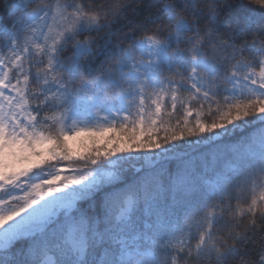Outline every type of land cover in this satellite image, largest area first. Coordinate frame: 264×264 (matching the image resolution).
I'll use <instances>...</instances> for the list:
<instances>
[{"label": "snow or ice", "instance_id": "obj_1", "mask_svg": "<svg viewBox=\"0 0 264 264\" xmlns=\"http://www.w3.org/2000/svg\"><path fill=\"white\" fill-rule=\"evenodd\" d=\"M143 4L0 0V264H264V0Z\"/></svg>", "mask_w": 264, "mask_h": 264}, {"label": "trees", "instance_id": "obj_2", "mask_svg": "<svg viewBox=\"0 0 264 264\" xmlns=\"http://www.w3.org/2000/svg\"><path fill=\"white\" fill-rule=\"evenodd\" d=\"M151 2H152V0H144V4L141 6L140 9L137 10V14L140 16L146 15L147 11H148V6ZM225 163H227V161H225ZM247 195H248V193L245 192L242 194V197H246ZM233 203L235 204V201ZM259 241H260V237L257 236L256 241L254 243L248 245V252L250 255L255 256V249H256ZM257 259H258V257H257Z\"/></svg>", "mask_w": 264, "mask_h": 264}, {"label": "rangeland", "instance_id": "obj_3", "mask_svg": "<svg viewBox=\"0 0 264 264\" xmlns=\"http://www.w3.org/2000/svg\"><path fill=\"white\" fill-rule=\"evenodd\" d=\"M73 143V147L79 148V141H74Z\"/></svg>", "mask_w": 264, "mask_h": 264}]
</instances>
